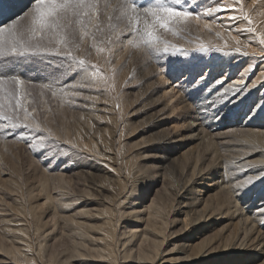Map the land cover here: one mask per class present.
<instances>
[{
    "label": "bare ground",
    "instance_id": "6f19581e",
    "mask_svg": "<svg viewBox=\"0 0 264 264\" xmlns=\"http://www.w3.org/2000/svg\"><path fill=\"white\" fill-rule=\"evenodd\" d=\"M140 4L147 5L145 1H140ZM257 6L253 25L260 29L256 33L259 35L264 33L261 0ZM200 23L199 26H186L172 40L164 41L178 40L183 45H192L187 50L194 49L200 40L212 44L213 48L234 49L235 41L219 26L212 25L209 30L204 28L203 21ZM240 38L242 42L247 41L250 34L246 32ZM241 47L251 54L259 46L253 41L247 46L242 43ZM122 51L117 55L128 57L130 62L132 59V65L140 73V82L134 91L136 100H129L127 92L120 101V108L127 117L124 120L128 121L125 125L130 128L131 135L141 136L155 127L160 130L145 137L139 136V141L131 144L123 142L121 147L126 155L120 159L122 168L118 164L120 162L111 161L98 152V143L90 137L86 127V115L79 114L73 126L72 139L87 155L101 158L109 170H114L116 179L109 180L103 176L106 166L99 169L103 173L98 187L111 190V194H101L97 198V192H91L89 186L79 183L80 192L74 196L66 175L71 173L73 176L79 166L69 165L71 157H68V165L63 161L60 168L53 165V158L43 162L42 173L40 171L39 174L42 177H38L37 188H34L40 191L37 193L42 199L40 203L30 202V198H36L28 192L25 195L29 203L24 205L23 202L22 205L19 190L23 187L18 179L5 178L2 185L8 186L6 195L13 204H9L12 206L10 209L7 207L8 213L0 208V227L3 230L0 264H223L225 251L238 252L251 249L253 245L257 249L264 246V226L260 225L264 217H258L254 212L257 206L264 204V175H260L264 171V112L256 114L264 106V89H255L247 96L229 92L224 97L226 107L221 105L220 111L211 107L192 118L189 114L194 112L193 102L174 86L170 89L163 86L166 78L159 75L158 65L166 66L170 59L168 55H149L143 49L124 48ZM208 54L203 59L192 54L187 58L189 63L180 67L186 75L194 73L198 67L207 73L221 63L228 74H236L239 69H233L241 59L238 54L221 56L222 53L215 52L211 57ZM171 59L179 63L180 58ZM246 60L253 65L257 61L244 57L243 62ZM178 75L174 71L168 78ZM220 91L224 92L223 89ZM136 103L137 106L132 108ZM217 112L218 116L214 118L213 113ZM131 118L141 121L136 126ZM79 121H83L84 126ZM67 136L70 137L69 134ZM162 149L163 155L144 154L148 150L156 152ZM149 157L152 164L149 161L136 162L137 158ZM163 158L170 159L171 166ZM88 165L96 168L93 163ZM133 167L141 173H145L148 167L156 168L150 174L146 173L148 187H137L127 181ZM170 168L174 179L166 176ZM153 180L165 191L161 189L162 192L158 193V188L149 198L146 194ZM249 180L252 182L247 185ZM104 183L108 186L104 187ZM71 207L74 210L68 211ZM48 214L54 215L50 226L47 224L49 217L44 221ZM57 243L60 246L55 249L52 245Z\"/></svg>",
    "mask_w": 264,
    "mask_h": 264
},
{
    "label": "snow or ice",
    "instance_id": "6c2138e0",
    "mask_svg": "<svg viewBox=\"0 0 264 264\" xmlns=\"http://www.w3.org/2000/svg\"><path fill=\"white\" fill-rule=\"evenodd\" d=\"M145 3L147 6L138 0H15L16 10L5 15L0 0V136L25 143L35 151L37 143H31L25 134L34 132L39 135V148L46 147V137L41 134L46 130L39 123H34L36 117L29 113L22 100L31 95L29 85L37 84L53 95L66 90L79 95L81 89L88 87L89 73L97 77L100 72L97 65H90L82 58L81 50L85 45L99 58H104V54L111 52L113 45L117 44L122 48L146 50L149 55H168L167 65H158L159 75L168 78L174 71L179 73L176 83L170 86L182 91L193 102L194 112L189 114L192 118L211 107L219 111L221 105L226 107L224 97L229 92L247 96L255 89H264V33L256 35L260 29L253 26L251 18L258 0H251L250 5L246 0H213L211 5L203 7L185 4L181 0H153L151 3L145 0ZM261 6H264V0H261ZM220 14L228 21L227 25L216 19ZM192 21H203L204 28L209 30L212 25L219 24L236 46L226 51L222 47L211 48L201 44L187 50L164 42L161 48L163 34L175 36ZM242 21L247 22L243 28L239 27ZM233 28L237 33L247 32L250 38L242 42L239 35L232 34ZM106 29L115 39L112 36L105 38ZM216 35L219 37L220 33ZM253 41L259 47L249 54L241 44L247 46ZM233 51L258 63L253 65L248 60L244 61L235 76L228 74L223 63L207 73L198 67L187 75L180 67L189 63L187 58L192 54L203 59L209 52L232 56ZM171 57L180 58L179 63ZM24 64L40 65L39 70L45 73V79L37 82L28 78L20 71ZM70 75L79 77V80L69 82L64 79ZM164 82L171 81L168 78ZM252 107H255V102ZM251 111L252 108L249 109ZM260 112H264V106L256 114ZM213 116L217 117L218 112ZM47 131V138L62 155H79L75 144L65 141L67 147L60 145L51 131ZM260 175H264V171ZM251 182L249 180L247 185ZM254 212L258 217H264V204L257 206ZM260 225L264 226V219L260 220ZM224 255L223 264H264V246L257 249L253 245L251 249L238 252L225 251Z\"/></svg>",
    "mask_w": 264,
    "mask_h": 264
},
{
    "label": "rangeland",
    "instance_id": "374dc122",
    "mask_svg": "<svg viewBox=\"0 0 264 264\" xmlns=\"http://www.w3.org/2000/svg\"><path fill=\"white\" fill-rule=\"evenodd\" d=\"M140 1H141V3H144L145 0H138V3H140ZM181 2L185 3V4H191V5H194L196 7H203L205 5H211L213 0H181ZM222 2H224V0H222ZM258 2H260V0H258ZM246 3L247 4L249 3V5H250L251 0H246ZM257 5H258V3H257ZM2 6L4 8L5 15H8L11 11L16 10L15 0H2ZM257 8H258V6H257ZM257 8H256V11H257ZM256 11L253 13V18L251 17L253 21L255 20V17H256ZM216 19L218 21H223V23L225 25L228 24V21L224 19L223 14L218 15L216 17ZM246 23H247L246 21H242L240 23L239 27L243 28L244 25H246ZM193 24L195 26L196 25L199 26V23H197L196 21H192L189 25L194 26ZM189 25H187V26H189ZM213 26H215V27L219 26V28L223 32L227 33L224 28L220 27L219 24H214ZM232 34L233 35H239L241 37L242 35H245L246 32L241 31V32L237 33L235 31V28H233ZM108 36H112V33L110 31H107V29H106V37L105 38H107ZM175 36H173L171 33L163 34L161 37L162 43L165 42L164 40H168V38H171V40H172ZM112 38L115 39L114 36H112ZM122 38H124V37L122 36L121 39ZM175 41L176 42H173V41L168 42L167 41L166 43L169 45H176L178 48H182V49L183 48L184 49L192 48V45L186 46V45H183V42H181V41H178V40H175ZM200 42L201 43H197L199 45H195V46H193V48L195 49V48L199 47L201 44L204 45L205 47H211L212 46V44L206 43L203 40H200ZM162 43H161V46H162L161 48H163V46H164V44L162 45ZM187 47H189V48H187ZM211 48H213V47H211ZM122 49H124V48L120 47L119 44L113 45L111 52L105 53L104 58H99L94 50H88L87 49V45H85V47L82 48V50H81L82 58L87 60L90 65H93V64L97 65L100 69V72L98 73L97 77H92L91 74L89 73V79L87 81L88 87L81 89L79 95L74 94L72 90L57 91V93L55 95H53V93L51 91L41 89L38 86V84L36 86L29 85L28 90L31 93V95L26 96L22 100V103H24L25 106L28 108L29 113H31L33 116L36 117V120L34 121V123H39L40 126L46 130L44 133H41L42 135H44L46 137V140L44 141L46 147L45 148H39V146H38L39 145V142H38L39 141V138H38L39 135L37 133H34V132H33V134L25 132V134H28L27 136H30L28 138H29V141L31 139V141H30L31 143H34L33 141H37L36 143H37L38 147L36 149L39 148V150H37V151L30 150L29 147L26 146L25 143L19 142L13 138L5 139L3 136H0V158H1L0 159V202H1L0 208H2V209L4 208L3 211H6L4 213L9 212L6 209H7V207L10 209L12 207V206L10 207V205H12L13 203H12V200L9 198V196L6 195V192L8 191V190H6V188L8 186L6 187L5 184L2 185L4 182L2 180H4L5 178H6V180L13 179L14 177H15V179H18L17 182H19V184H21L20 185L21 188L23 187L21 190H19L20 191L19 193L22 196L21 197L22 199L19 198L22 202H20V200H19V202L22 203V205H23V202H24V205H26V203L28 205L29 201L32 203H36V202L40 203V202H42V199H39V197H38L39 194H37V193H40V191L38 192V189L35 190L34 188H37L35 183L37 184L38 177H39V179H40V177H42L41 175H39L42 173L41 166L43 168V165H44L43 162H45V160L49 159V158L50 159L53 158V161H52L53 165H55V167L59 166V168L61 165L60 163L63 161H64V164L67 163V165H68V157H71V161L69 160V162H71V163H69V165L71 164V165L76 166L78 164L79 168L75 170L76 173H73L75 176L74 175L72 176L71 173H67V175H66V178L69 179V181H70L69 185H70L71 189L73 190V192L72 191L71 192L74 194V196L79 194L81 184H85V186H89L91 189V192L92 191L95 193L97 192L96 193L97 198H99L101 196V194H104V195H110L111 194V190L107 191L101 187H98L99 186L98 181L100 179L99 177L103 173V171H99V169H101L102 167H105V166H106L105 168H107L109 166H107L106 163L104 164V162L101 161V158H99V157L93 158L92 155H87L83 151L82 148H79L80 146L77 145L78 142L75 139H72V135H73V131H74L73 126L77 123V121H75V119H76V117H78L79 114H85L86 115V116L83 115L86 117L85 118V120H86L85 123L87 125L86 127H87V130L90 132V137H93L95 139L94 141H96L98 143V150H99L98 152L104 154V157L107 159H111V161L114 160V162H120L118 164L120 166H122V168H123V164H122L123 162L120 159L122 156L124 157L126 155V152H124V150H123L124 148L121 147V144L123 142H128L129 144H131L133 142H137V141H139V138L141 136L145 137L150 133L155 134V132L160 130L158 127H155V128H152V130H150V133H147V134L142 133V135L141 136L139 135L140 136L139 137L138 135H131L130 128H128V126L125 125L126 122H128V121L124 120L126 116H125V114H123V111L120 108V101L122 100V97L125 98V93H127V92L129 93L128 94L129 100L130 99H131V101L136 100L135 92L137 91V87H138V84L140 82L139 81L140 73L132 65V63H133L132 59H130L131 60V62H130L127 59L128 57L124 58V57L117 55L120 51H122ZM225 50L227 51L229 49H225ZM122 53H123V51H122ZM232 53L236 54L234 51ZM212 54H215V52H209L208 55H210V57H211ZM222 55L224 56L223 53L221 54V56ZM205 56H207V54H205ZM240 58L241 59H238L237 64L233 67L234 70L238 69L239 66L242 65L243 60H244V56H241ZM256 63H258V61H256ZM134 65H135V63H134ZM39 68H40V65L24 64L21 66L20 71L23 72L28 78L39 82V81L45 79V73L41 72L39 70ZM234 74L235 73H232V72L229 73V75H233V76H234ZM164 78L168 79L167 77H164ZM176 78H177V76L176 77L174 76L172 79H170V81L174 80V83H176ZM64 79L68 80L69 82H73V81L79 80V77L70 75L69 77H65ZM163 86L164 87L168 86L166 89H170L172 87V86H170V83H166ZM85 96H87L88 99H85ZM136 96H138V93L136 94ZM138 102H140L139 99H138ZM136 106H137V103L133 104L132 108L136 107ZM33 108H35V110H36L35 112H33ZM21 115H22V113H21ZM87 117H89V118H87ZM139 118H137V120L136 119L134 120V118H131V121H135L136 126H137L139 124L138 121H141V120H139ZM80 122L84 126L83 121H79V123ZM123 125L125 128L123 127ZM47 130L51 131L52 136L57 139V142L60 145H64L65 147H67L68 145H65V141H68V140H69L68 142H70V144L77 145L75 151L77 153H79V155H76V156H73L71 154H69V156L68 155H62L60 152V149L57 148L56 145L52 144L50 142V140L47 138L48 137V131ZM19 131L20 130H18V134H19ZM69 131H71V132H69ZM120 133L122 134L121 137H119ZM67 134H69L70 137H68ZM154 134H152V135L155 136ZM33 137L34 138L37 137L38 139L35 138L36 139L35 140V139H33ZM32 139H33V141H32ZM9 144L11 145V147ZM106 145L109 148H107ZM79 149H82V150H79ZM47 151H48V153L49 152L50 153L45 154V152H47ZM163 152H164L163 149L158 150L156 152H154L153 150H148V151L144 152V154H147V155L159 154L160 155L162 153V155H163ZM165 152H167V151H165ZM43 154L45 156H43ZM113 157H114V159H112ZM43 158H45V159H43ZM115 158L117 159L116 161H115ZM163 159L165 160L166 164H168V165L170 164V166H171V162H170L171 160L170 159H165V158H163ZM160 160H162V159H160ZM145 161L150 162L152 160H150V157L148 159L146 158L143 160L140 158L136 159L137 163H139V162L143 163ZM90 162L95 164L96 168L95 167L89 168L88 164H91ZM150 164H152V163L150 162ZM16 168H17V170H16ZM135 169H136V167H133L130 170V174L127 176L128 177L127 181L129 183H134V185H137V187H144V188L148 187L149 180H147L146 175L155 171L156 168L148 167L145 170L146 171L145 173H141V171L138 172V170L137 169L135 170ZM40 171H41V173H40ZM167 171H166L167 172L166 176H169L170 179L173 178L174 177L173 172H171L173 170L170 168ZM6 172L8 173L7 175L4 174ZM10 172H12L13 174ZM104 174H103V176H107V178H110L109 180L116 179L115 178L116 174L114 173V170H112V169L109 170V168H107V171ZM155 179H158V177H156ZM154 180L151 183V186L149 187L150 191L146 194L147 196H149V198L152 197V195L155 193V190H157L158 188H160V189H158V193L162 192L161 189H163L165 191V188L161 187V184H159V185L155 184ZM79 183H81V184H79ZM102 185L104 187L108 186L105 183ZM28 192L29 193L32 192V194L34 195L36 200L34 198H30V200L28 201V199L25 195ZM164 193H162V194H164ZM23 196L25 198H23ZM142 196L144 197L145 195H142ZM16 197H18V196H16ZM142 198L140 199V201L143 200ZM100 200H101V198H100ZM61 201L63 202L62 199H61ZM5 204L6 205L10 204V205L6 206ZM43 210L44 209H42V211ZM73 210H74L73 207L68 209V211H73ZM53 216L54 215L48 214L47 216L44 217V221L48 217L50 219H52V220L47 219V221H48L47 224L49 226L53 223L52 222ZM8 217H9V215H8ZM180 218H181V216H180ZM49 220L51 221L50 223H49ZM13 222H15V221H13ZM2 231L3 230H1V227H0V236H2V234H1ZM51 242H50V244H51ZM59 244L57 243V244L52 245V246H54L55 249L56 248L58 249V247L60 246ZM54 248H52V249H54Z\"/></svg>",
    "mask_w": 264,
    "mask_h": 264
}]
</instances>
